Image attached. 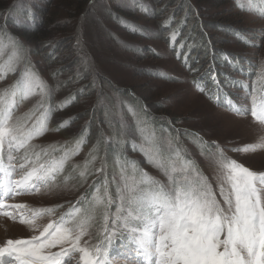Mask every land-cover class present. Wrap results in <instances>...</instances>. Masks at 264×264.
<instances>
[{"label":"rangeland","instance_id":"obj_1","mask_svg":"<svg viewBox=\"0 0 264 264\" xmlns=\"http://www.w3.org/2000/svg\"><path fill=\"white\" fill-rule=\"evenodd\" d=\"M5 1L9 4L11 2V7L16 10L14 15L11 14L12 9L7 17L6 15H3V18L0 17V23L4 24V30L16 32V35H19L20 32L27 33L21 38L27 52L16 41L19 46V57L13 55L10 42L14 39L1 33L0 45L4 46L5 51L4 55L0 57V65L4 66L6 78H0V93L5 89H8L10 93L17 92L18 107L15 114L21 117L22 121H26L29 126L35 116L43 112L45 108L50 111V119L47 124L49 130L43 136L32 141V144L37 145L35 151L41 152L43 156V151L47 150L50 157L59 158L65 152L62 151V147L67 146L69 141L75 137L80 125L86 124L92 118L89 110L86 109H89L96 99L99 100L102 111L94 114V122L98 127L100 125L108 126L109 132L106 140L111 143L109 155H106L104 151L98 154L93 152L94 143L92 142L83 144L84 147H81L79 154L73 156L66 163L63 173L57 176V182L61 185L60 190L45 193L41 188L39 193H21L6 199L5 207L14 204H25L29 208L59 205L60 207L56 209V216L48 219H57L62 213H66L68 209L74 207H76L72 210L74 212L79 209L82 215L89 214L94 204L92 198L89 211L77 207L76 203L83 197V192L90 181L87 180V174L80 177V180L77 175L81 171H85V155L90 160L91 155H95L97 159L89 164L85 173L96 171L97 168L102 167L101 172H96L100 181L94 185V193L98 185L101 186V192H103V182L107 179V188L112 200L111 204L107 205L108 226L111 228L112 218L121 208L119 190L124 187L120 165L117 164V155L119 154L121 157L122 163L126 158L125 175L127 177L134 175L136 181L139 182L142 179L141 170H143L167 186V177L154 167L153 163L146 162V156L155 162L158 159L157 146L159 152L164 156L170 155L171 152L166 143L169 137L174 147L186 150L185 159L196 161L203 174L212 181L214 190H216L214 169L200 154L201 150L206 154L215 151L213 142H216L228 157L255 171L264 172V150L254 153L232 151V149L244 145L255 144L259 142L261 136H264V125L251 114L253 97L259 99L263 89L261 82L264 81V17L247 9H238L232 1L192 0L199 9V17L204 22L203 25L209 34V39L215 41L217 49L233 52V56L240 55L245 66L246 62H253L257 66L254 71L258 72L256 77L258 83L254 86L250 101L247 102L243 90H239L237 87L228 88L231 97L237 100L239 105L246 107V110L241 109L240 112L235 113L225 106L215 103L212 91L211 96L199 91L191 82L189 72L170 53L166 36L162 32L165 21L168 20L171 11L174 12L176 8L172 7L171 11L168 9L171 7L170 1L175 0L156 2L155 8L157 10L164 9V11H156L154 16L141 9L139 6L141 0H93L90 2L86 0L83 6L86 4L87 7L83 15H78L73 19H69L66 15L61 16V12L63 13L66 9L65 5L69 6L73 0ZM26 2L29 4L30 8L28 9L33 13V17V7L39 11L38 14L42 18L41 23H44L43 20L46 19L54 21L51 27L48 25L50 30L55 29L53 46L39 51L33 42V35L40 32V28L32 20V14L25 16L21 13ZM149 2L153 3L152 0ZM247 8L250 9V6L247 5ZM115 11L121 12L130 21L128 28L122 27L125 25L115 17ZM16 15L20 18L19 22L21 23L18 26L25 27V29H19L18 26L15 27L11 24ZM117 20L120 22L118 23ZM228 25L247 31L250 42L256 46L245 44L234 34L226 32L225 27ZM77 28H79V33L73 37ZM22 29L25 31H20ZM139 29L143 33L138 32ZM81 43L83 44V54L78 53L77 55ZM200 59H202V65L208 66L212 63L204 55ZM87 66H90V70L86 73ZM91 68L94 69V72H99L98 77L93 75ZM230 69L237 79L246 81L241 73H236L232 67ZM26 73H34L47 84L46 95L41 96L39 88L36 87L34 76L26 75ZM77 74L82 77L81 81L75 83L71 77ZM65 81H69L71 84L68 83L65 86L63 85ZM89 81L96 84V90L93 92L87 88L84 94L77 95L78 97H75V100L71 102L74 99V96H71L74 94V87L81 89L80 86ZM32 89H35L34 94L20 102L19 93ZM102 95L103 101H101ZM118 100L120 101L119 106H117ZM260 100L261 102L264 100V95ZM61 102H65L63 107L59 106ZM38 105L42 106L37 107ZM126 105L132 106L135 110L137 114L135 118L129 113ZM259 105L256 104L258 114ZM34 110L35 115L29 119ZM141 110L143 113L145 112L144 115ZM72 118H76V120L69 123ZM65 122L68 123L61 128L60 125ZM121 122L127 126L123 135L120 131ZM137 122H139L142 132L137 131ZM97 129H94V134ZM153 133L155 134L154 141L150 139ZM202 141L207 143H202ZM71 145V150H73L76 142ZM125 146L128 148L127 152L123 150ZM49 150L55 151L49 152ZM56 152H59L58 155ZM23 154V150L14 154L17 157L15 161L17 164L22 162L20 157ZM106 158L108 163H106ZM133 162L136 167L135 173L132 171ZM73 165H78V167H73ZM65 177H68L67 184L64 183ZM14 178H19V170ZM129 182L131 183V181ZM149 187L147 184L137 183L138 189H149ZM3 193L4 189L0 188V199H4ZM126 207L127 201L125 202ZM2 211H11L13 215L0 214V246H4L9 239H25L35 234L28 225L20 222V216L16 215L19 210L7 207ZM97 213L92 236L91 238L85 236L81 241L82 244L84 241H89L91 244L103 242L105 234L99 231L102 225L99 209ZM120 215H126V213L120 212ZM41 223H47V219ZM119 223L117 222V232L111 241L115 245V249L112 248L109 253L110 264H138L140 258L135 257L137 248H133L137 244L129 231L120 227ZM129 223L131 227L137 229L142 227L141 223L136 220ZM100 233L102 234L101 239H99ZM121 238H124V241L116 243ZM58 250V248L53 249V251ZM78 261L79 255L76 254L72 264H77ZM154 261L155 258H153V264ZM4 264H18V262L14 258L6 256Z\"/></svg>","mask_w":264,"mask_h":264},{"label":"snow or ice","instance_id":"obj_2","mask_svg":"<svg viewBox=\"0 0 264 264\" xmlns=\"http://www.w3.org/2000/svg\"><path fill=\"white\" fill-rule=\"evenodd\" d=\"M10 43L12 54L19 57L16 41ZM4 51V46L0 45V57L4 55ZM3 67L0 65V78H6ZM89 70L90 66H87L85 72ZM191 71L195 72L197 69L192 68ZM12 72L14 73V69ZM26 75L34 76L41 96L47 94L48 86L44 81L34 73ZM198 90L204 91L202 87ZM34 92L35 89L19 93L20 102ZM17 95V92L10 93L8 89L0 93V188L4 189V199H0V214L7 216H12L13 212L2 211L6 206V199L21 193H39L41 188L45 193L60 190L57 176L63 173L66 163L78 155L81 146L87 142L85 130L76 141L75 148L65 151L59 158L50 157L47 150L43 151V156L41 152H36L37 145L32 144V141L49 130L47 124L50 111L45 108L29 126L15 114L18 107ZM103 100L102 95L101 101ZM64 104L65 102H61L59 106L63 107ZM119 104L118 100L117 106ZM126 107L135 118L137 114L132 106ZM251 114L264 125V103L259 105L258 114L255 97ZM32 115H35V110L29 119ZM67 123H62L60 127H65ZM137 124V131L142 132L139 122ZM126 128L121 122V135ZM150 139L155 140L154 133ZM166 143L170 155L164 156L157 146L158 159L153 162L146 156V162L153 163L167 177V186L143 170L139 182L134 175L127 177L126 158L122 163L121 157L117 155L124 187L119 190L121 208L112 218L111 228L108 226L107 205L112 200L107 179L103 182V192L98 185L93 194L91 212L82 215L77 209L72 213L71 219L66 215L48 219L56 216L59 205L46 208H29L25 204L7 205L10 209L19 210L16 215L20 216V222L28 225L35 234L30 238L7 240L4 246H0V264H4L6 256L14 258L18 264H72L76 254L79 255L77 264H110L108 245L116 235L117 222H120V227L129 231L137 244L135 257L140 258L138 264H153V258L154 264H264V172L255 171L228 157L213 142L215 151L206 154L201 150L200 154L214 169V190L212 181L203 174L196 161L185 159L186 150L174 147L170 137ZM98 144L99 142L97 146ZM21 150L24 153L20 157L22 162L17 164L14 154ZM96 150V147L92 149L93 152ZM258 150H264V136L255 144L232 149L242 153H254ZM96 159L95 155H91V160L84 162L85 171ZM18 170L19 178H14ZM85 171H81L79 175L84 177ZM101 171L102 167L96 169V172ZM132 171H136L135 162ZM67 180L68 177H65V184ZM137 183L150 187L138 189ZM98 209L102 217L99 231L105 234L103 242L91 244L84 241L82 244L85 236H92ZM120 212H125L126 215H120ZM46 219L47 223H41ZM132 220L139 221L142 227H131L129 222ZM57 248L58 251H53Z\"/></svg>","mask_w":264,"mask_h":264},{"label":"trees","instance_id":"obj_3","mask_svg":"<svg viewBox=\"0 0 264 264\" xmlns=\"http://www.w3.org/2000/svg\"><path fill=\"white\" fill-rule=\"evenodd\" d=\"M85 1L86 0H81V1L73 0L69 4V6L66 4L65 5L66 9H64L63 13L61 12V16L66 15L69 19H73V18H77L78 15L79 16L83 15L87 7L86 4L83 6ZM87 1L90 2L93 0H87ZM149 1L147 2L145 0H141L139 2V6L147 14L154 16L156 11L157 12L164 11V9L157 10L155 8L157 4L156 2H159V0H152L153 3ZM227 1L228 2L232 1L236 5V8L238 9L239 8L241 10L247 9L249 11L255 12L260 17H264V0H225V2ZM170 2H171L170 4L171 7H168V9L171 11L173 9L172 7H176V8L174 9V12L171 11L170 16L167 20V23L163 25V32H162L166 36L165 38L167 41V47L170 53L173 55L175 60L179 62L189 72L191 82L197 88L202 87L204 89L203 92L209 96H211V91H212V98L215 103L221 106H225L226 108L232 110L235 113L240 112L241 109L246 110L245 106L239 105L237 103V100L231 97L230 93L228 92L229 91L228 88L237 87L239 90H243V93L247 97V102L250 101L251 100L250 96L253 93L254 86L258 83V81L256 80L258 72L255 73L254 71L256 70V67H257L256 64H254L253 62H248V63L246 62V66H247L246 67L240 55L233 56V52H229L225 50H218L215 41L209 39V34L203 25L204 22L199 17V9L197 8V6L194 4L192 0H175V1H170ZM20 3L22 4V2ZM10 4L9 2L5 0L4 1L0 0V17L1 18H3V15H6L7 17V15L10 14L11 12H12L11 14L14 15L16 8L14 9L13 7H11L12 5ZM9 5L10 7L7 8ZM28 5H29L28 2H26L23 5L22 7L23 10L24 9L26 10L24 12L22 10L21 13L25 16L28 14L30 15L32 14V17H31L32 20L40 28V32H36L35 35H33L34 36L33 42L37 45L39 51L45 50L47 49V47L53 46L55 42V32H54L55 29L52 28L50 30V27L53 25L54 21L51 19H46V20H43L44 23H41L42 18L38 14L39 11H36V9H34L33 7V12H34V17H33V13L29 11L28 8L30 7H28ZM247 5L250 6V9L247 8ZM12 9L13 11H11ZM114 14L116 15L115 17H117L118 20L124 23L125 26H122V27H127V28L129 27L130 21L127 20L126 17H124L125 16L124 14H122L119 11H115ZM118 20L117 22L119 23L120 21ZM19 21H20V18L18 17V15H16L15 18H13V21L11 24L16 27L18 26V24H21ZM3 27H4V24L0 23V35L1 33H5L9 35L12 39L19 42L23 50H25V45L21 41L22 40L21 38L27 35V33L20 32L19 35L18 34L16 35L15 34L16 32L6 31L4 30ZM18 27L19 29L21 28L25 29V27H21V26H18ZM48 28L49 30H47ZM225 28L227 30L226 32L234 34L237 39L244 42L245 44H250V45L253 44V42H250L249 33H247V31H243L242 29H239L231 25H228ZM24 29L20 31H25ZM78 29L79 28L75 30L73 37L79 33ZM138 32L143 33L141 29H139ZM173 34H175L174 40H173ZM253 46H256V44H253ZM82 48H83V44L81 43L79 45V50L81 52L77 51L76 53L77 55L78 53H80L81 55L83 54ZM25 52H27V50H25ZM27 54L31 55L30 53H27ZM202 55L208 58L209 59L208 61L209 62L211 61L212 63L208 66L202 65L201 64L202 59H200ZM79 61H82V60L79 59ZM204 63H206V61H204ZM226 67H230V68L232 67L236 73L238 72L241 73L245 77L246 81L242 79H237L235 75L233 74L232 69L230 68L225 69ZM192 68L197 69V71L195 72L191 71ZM91 69L93 71V75L97 76L99 74L98 71L94 72V69L93 68ZM81 77L82 76H79V74H77V75H73L71 79L73 82L78 83L79 81H81ZM213 77H215V79H213ZM68 83L71 84V82L65 81L63 82V85L67 86ZM261 84L263 86V89L261 90L260 98L255 99L256 104L264 103V100H262V102L260 100L261 96L264 95V81H262ZM95 85L92 81H89L86 84L80 86L81 89L74 87V94L71 95L72 97L74 96L73 97L74 99H72L71 102L75 100V97L76 98L78 97L77 95L80 96L84 94L87 88L94 92V90H96ZM251 105H253V101ZM86 110H89L88 112L90 113V116H92V118H90L86 124L80 125L79 129H77V134L75 135V137L71 139V141H69V144L67 146L62 147V151L71 150L72 149L71 144L73 142H76L78 138L80 137L81 133H84L85 130H87L86 132L87 142L94 143V147L97 148L95 153L98 154L101 151H104L106 155L107 154L109 155L111 143L107 142L106 140V136L109 132L108 126L104 127L100 125L98 127L97 124L94 122L95 121L94 114L102 111L101 106L99 105V100L96 99V101L91 105V107ZM141 113L142 115H144L145 112L143 113V111L141 110ZM74 119L76 120V118L70 119L69 123H72ZM95 128H98V129H97V132L94 134ZM98 142L99 144L97 146ZM82 146L84 147V145ZM123 150L127 152L128 148L125 146ZM54 151L55 150H49V152H54ZM58 153L59 152H56V155H58ZM87 158L88 157H86L85 155L84 162L86 160H90ZM106 163H108L107 158H106ZM85 174H87L86 177H87V180L90 181V183L88 186H86L83 192V197L77 203L76 202L75 203L76 205L78 204L77 207L79 208L81 207L83 210L89 211L92 205L91 198H92V194L94 193V185L98 181H100V177L96 175V171L94 170L89 171L88 173L86 172ZM80 177H81L80 175H77V178H79V180H80ZM75 208L76 207L72 209H68V212L62 213V215H66V217L69 218L74 212L72 210H74ZM101 237H102V234L100 233L99 239H101ZM119 241H124V238L119 239L118 241H116V243ZM112 248L115 249V245L111 243L110 245H108L109 253H111ZM133 248H137V246Z\"/></svg>","mask_w":264,"mask_h":264}]
</instances>
